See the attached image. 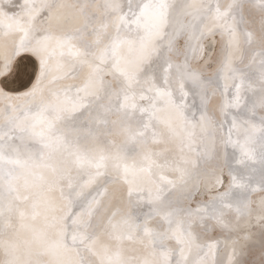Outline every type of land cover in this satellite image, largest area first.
<instances>
[{
	"label": "snow or ice",
	"instance_id": "6c2138e0",
	"mask_svg": "<svg viewBox=\"0 0 264 264\" xmlns=\"http://www.w3.org/2000/svg\"><path fill=\"white\" fill-rule=\"evenodd\" d=\"M9 5L0 264H264V0ZM214 91L259 170L213 165Z\"/></svg>",
	"mask_w": 264,
	"mask_h": 264
},
{
	"label": "bare ground",
	"instance_id": "6f19581e",
	"mask_svg": "<svg viewBox=\"0 0 264 264\" xmlns=\"http://www.w3.org/2000/svg\"><path fill=\"white\" fill-rule=\"evenodd\" d=\"M5 3H8V0H4ZM23 0H15V7H13V5H9V8L11 10H16V8L18 7L19 3H22ZM212 3H216L217 0H211ZM219 3H221L222 5H226L230 2V0H218ZM247 58V60H246ZM251 59V52H247L245 54L244 60L242 62V64L240 65L241 67H243L245 64H247ZM195 67H199L201 70H208L209 68H207L205 65L203 64H199V65H194ZM216 65H213V68H215ZM209 72L212 71V69L208 70ZM207 71V73H208ZM63 83L66 84H70V83H78L77 81H73V80H68V81H64ZM30 86V85H29ZM223 87V81H221V88ZM20 91H23V88L19 89ZM250 94V93H249ZM242 97H244V93L242 91ZM193 102H195L196 106L199 107V98L198 97H189L187 100V104L189 105V107H191V105L193 104ZM217 103L216 108L213 106L214 104ZM222 103V97H221V91H214L212 94H210L209 97V105H208V111L210 114L214 115V119H215V128H214V133L215 130H217V135L220 137V132L222 134V138L220 141V138H216L215 139V145H217L218 151L217 152V158L214 156V152L213 154V165L217 168V171H219L220 169H225V174L227 175V168H226V163L228 166L234 168L236 171H239L241 173H244L246 171V169L250 166H254L257 168V170H259L260 165L258 161H252V160H248L245 156V151L242 149L241 145H243L244 141L242 138L238 137L235 130H233V133L231 135V140L228 139V129L229 127H231L230 122H225V117L221 114L220 111V106ZM234 111V109L232 110ZM219 115L221 117H219ZM199 118V116H197V119ZM231 117H228V120L230 121ZM220 129V132H219ZM104 129L101 128V132H103ZM115 139L119 142L120 140L123 139V137H115ZM223 139L224 141V145H223ZM176 155H178V152L176 153ZM191 159L193 162H195L196 160V154L192 153L191 155ZM241 161H243V163H240ZM256 179H259V171H257L256 173ZM254 187H258V185L254 184ZM110 192L116 187L115 185H108ZM253 197L254 198H258L259 197V193H253ZM127 203V197H124V204ZM147 209H145L146 211ZM221 234L217 233L216 235H207V238H205V235H202V240H200L201 242H205V241H215L217 239L223 240L222 236H219ZM205 238V239H203ZM221 247V252H220V258H225V253L228 251V249L224 246L223 243H221L220 245Z\"/></svg>",
	"mask_w": 264,
	"mask_h": 264
},
{
	"label": "rangeland",
	"instance_id": "374dc122",
	"mask_svg": "<svg viewBox=\"0 0 264 264\" xmlns=\"http://www.w3.org/2000/svg\"><path fill=\"white\" fill-rule=\"evenodd\" d=\"M30 59H34V58H31L30 57ZM246 60H247V58H246ZM209 70V69H208ZM208 70H206V72H205V70L203 69L202 71H204L205 73H207V71ZM209 72V71H208ZM20 89V88H19ZM215 139L218 137V138H220V141H221V138H222V134H221V132H220V129H219V132H220V137L217 135V130H215ZM217 152L219 153V151H218V148H217V145H215V149H214V156L217 158ZM213 155V154H212ZM225 176H226V174H225ZM219 236H222V235H219ZM205 238H207V236L205 237ZM205 238H203V239H205ZM200 240H202V235H201V237H200Z\"/></svg>",
	"mask_w": 264,
	"mask_h": 264
},
{
	"label": "water",
	"instance_id": "95a60500",
	"mask_svg": "<svg viewBox=\"0 0 264 264\" xmlns=\"http://www.w3.org/2000/svg\"><path fill=\"white\" fill-rule=\"evenodd\" d=\"M216 105H217V103L214 104L213 109H214V107L216 108ZM219 117H221V116L219 115ZM224 141L225 140L223 139V145H224Z\"/></svg>",
	"mask_w": 264,
	"mask_h": 264
}]
</instances>
